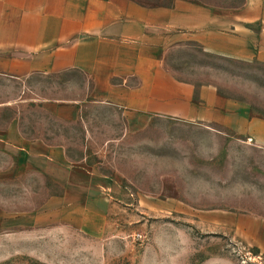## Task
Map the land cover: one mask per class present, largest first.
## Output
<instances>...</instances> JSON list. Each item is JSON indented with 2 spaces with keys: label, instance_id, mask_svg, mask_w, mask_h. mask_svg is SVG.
<instances>
[{
  "label": "rangeland",
  "instance_id": "1",
  "mask_svg": "<svg viewBox=\"0 0 264 264\" xmlns=\"http://www.w3.org/2000/svg\"><path fill=\"white\" fill-rule=\"evenodd\" d=\"M164 63L179 79L213 85L264 117V60L234 61L189 44L169 49ZM91 89L76 69L0 75V264H264L233 228L208 223L211 207L264 216V152L183 120L156 117L134 131L122 108L96 101ZM14 118L24 137L63 146L70 162L113 177L120 188L106 192V218L82 220L63 208L55 198L64 186L7 143Z\"/></svg>",
  "mask_w": 264,
  "mask_h": 264
},
{
  "label": "crops",
  "instance_id": "2",
  "mask_svg": "<svg viewBox=\"0 0 264 264\" xmlns=\"http://www.w3.org/2000/svg\"><path fill=\"white\" fill-rule=\"evenodd\" d=\"M189 44L234 61L264 60V0L238 5L174 0L156 6L135 0H0L1 76L22 79L76 69L91 79V96L122 108L134 131L156 117L183 120L264 152L263 116L221 97L217 87L197 88L166 67L167 51ZM5 138L26 152L33 169L64 186L55 198L64 209L72 208L82 220L106 218V192L120 188L113 177L70 162L63 146L24 137L17 118ZM208 212L211 229L233 228L264 255V216L225 207Z\"/></svg>",
  "mask_w": 264,
  "mask_h": 264
},
{
  "label": "trees",
  "instance_id": "3",
  "mask_svg": "<svg viewBox=\"0 0 264 264\" xmlns=\"http://www.w3.org/2000/svg\"><path fill=\"white\" fill-rule=\"evenodd\" d=\"M135 1H137V2H139V3H141V4H144V5H148L147 3L141 2V1H139V0H135Z\"/></svg>",
  "mask_w": 264,
  "mask_h": 264
}]
</instances>
